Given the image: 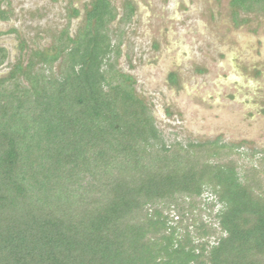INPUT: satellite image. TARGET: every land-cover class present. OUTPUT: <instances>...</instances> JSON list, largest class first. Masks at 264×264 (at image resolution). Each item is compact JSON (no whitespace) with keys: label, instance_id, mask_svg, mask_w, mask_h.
<instances>
[{"label":"trees","instance_id":"1","mask_svg":"<svg viewBox=\"0 0 264 264\" xmlns=\"http://www.w3.org/2000/svg\"><path fill=\"white\" fill-rule=\"evenodd\" d=\"M230 6L244 23L264 0ZM116 17L92 0L75 34L0 79V264H264L259 170L239 177L225 144H165L115 69Z\"/></svg>","mask_w":264,"mask_h":264},{"label":"rangeland","instance_id":"2","mask_svg":"<svg viewBox=\"0 0 264 264\" xmlns=\"http://www.w3.org/2000/svg\"><path fill=\"white\" fill-rule=\"evenodd\" d=\"M91 1L0 0V79L31 52L51 54L63 29L75 34ZM108 1L117 13L109 25L115 69L132 78L165 144H225L238 154L239 177L255 168L264 180V11L241 14L245 22L235 24L230 0ZM126 3L134 13L121 21ZM210 211L199 215L213 221Z\"/></svg>","mask_w":264,"mask_h":264}]
</instances>
